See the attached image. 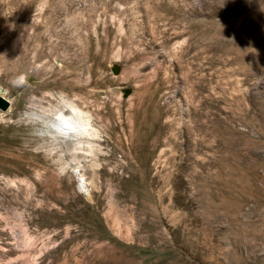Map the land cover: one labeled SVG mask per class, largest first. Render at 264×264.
Here are the masks:
<instances>
[{
    "label": "rangeland",
    "instance_id": "obj_1",
    "mask_svg": "<svg viewBox=\"0 0 264 264\" xmlns=\"http://www.w3.org/2000/svg\"><path fill=\"white\" fill-rule=\"evenodd\" d=\"M0 94V264H264V0H0Z\"/></svg>",
    "mask_w": 264,
    "mask_h": 264
},
{
    "label": "bare ground",
    "instance_id": "obj_2",
    "mask_svg": "<svg viewBox=\"0 0 264 264\" xmlns=\"http://www.w3.org/2000/svg\"><path fill=\"white\" fill-rule=\"evenodd\" d=\"M56 97L48 95L45 100L46 104L40 105L41 113L36 114L37 119L44 123L47 134L52 136L59 146L70 149L68 155L71 160L69 162L74 164L75 168L83 167L87 157L93 164L96 158L93 147L95 144L86 140V137H97L98 134L91 127L90 116L83 108L84 98L77 92L71 96L60 93V96ZM85 142L89 143V155L83 151Z\"/></svg>",
    "mask_w": 264,
    "mask_h": 264
},
{
    "label": "water",
    "instance_id": "obj_3",
    "mask_svg": "<svg viewBox=\"0 0 264 264\" xmlns=\"http://www.w3.org/2000/svg\"><path fill=\"white\" fill-rule=\"evenodd\" d=\"M9 105H10L9 99L0 94V110L2 111L7 110Z\"/></svg>",
    "mask_w": 264,
    "mask_h": 264
}]
</instances>
